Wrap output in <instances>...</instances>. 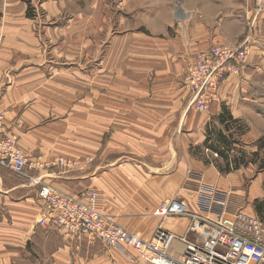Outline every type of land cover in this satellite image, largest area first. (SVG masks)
I'll return each mask as SVG.
<instances>
[{
  "label": "crops",
  "instance_id": "1",
  "mask_svg": "<svg viewBox=\"0 0 264 264\" xmlns=\"http://www.w3.org/2000/svg\"><path fill=\"white\" fill-rule=\"evenodd\" d=\"M156 1L162 5L164 15L157 33L169 38L171 52L183 51L179 54L181 57H192L214 44L233 45L246 37L253 38L249 53L264 49V38L256 37L264 32V13L253 24L250 22L254 0ZM134 9L133 4L131 11ZM32 22L25 1L0 0V111L4 114L0 130L19 140L29 162L48 163L58 156L74 160L90 157L91 141L97 137L92 134V130L97 129L93 124L98 122L102 128L109 114L126 112L129 116L116 119L113 128L116 133L110 143L100 139L99 159L106 162V169H101L91 180L84 179L85 176H65L61 180L64 183L57 186L77 197L83 192L79 185L95 187L98 207L104 214L147 238L159 222L151 215L154 208L176 197L189 211L196 212L197 191L204 185L226 192L227 214L242 210L259 218L264 237L263 166L250 161L245 167L239 165L235 170L220 172L196 154L203 153L206 145V127L212 124L215 129L220 128L217 116L223 108L228 109L233 118L243 117L237 113L236 106L233 107L242 94L232 82L237 74H230L221 82L218 99L202 113L189 106L190 91L176 76L181 62L167 52L169 57H174V63L169 61L163 64L164 68L153 65L151 70L154 69L155 74L133 75L137 87L133 85V90L123 92L122 107H113L107 105V73L98 83L94 82L99 88L97 91L92 90L91 78L80 74L79 69H53L52 60L44 58ZM143 39L155 40L147 36ZM69 47L77 49L75 44ZM149 48L145 49L153 50ZM115 49H120L116 54L122 55L121 45L114 43L112 56ZM119 59L116 55L111 59L115 67L122 64ZM44 60L52 64L50 71ZM105 69L107 72V67ZM115 77L114 82L121 79L118 75ZM88 93H96L94 98L99 99V115L95 119L91 116L92 98L89 99ZM82 94L86 99L83 104L64 106L57 101L61 97L72 99ZM110 98L119 101L118 95ZM252 100V96L243 95V103L251 106ZM175 111H180L177 117ZM248 112L252 120L247 138L254 143L264 134V127L255 121L257 117L264 119V115ZM50 113L54 117L46 120ZM173 119L176 123L172 133L170 121ZM138 130L145 132L147 143L141 142L144 134ZM9 173L0 169V264H139L131 249L108 248L96 238L67 239L53 226L39 225L37 217L43 213L44 202L37 197V189ZM46 177L43 176L44 181L51 182L52 179ZM162 221L163 226L177 236L185 234L189 222L185 216H170ZM177 246H180L178 250ZM182 247L183 243L177 238L171 242L174 255H178Z\"/></svg>",
  "mask_w": 264,
  "mask_h": 264
},
{
  "label": "rangeland",
  "instance_id": "2",
  "mask_svg": "<svg viewBox=\"0 0 264 264\" xmlns=\"http://www.w3.org/2000/svg\"><path fill=\"white\" fill-rule=\"evenodd\" d=\"M23 1H25L27 4V11L29 12V15H31V17L29 18L33 21L32 27L41 43L44 58L48 61L52 60L53 69H79V71L81 72L80 74L86 76L87 78H91L93 82L92 90L97 91L99 90V88L94 85V82L96 81L98 83L100 77L105 76V74L107 73L109 79V92L107 97L109 100L107 105H111L113 107H122L121 104L123 103L124 98L123 92L133 90L132 86L134 85L135 87H137L138 85V83L136 82V78L132 79L133 75L142 76L146 74H155L154 69L151 70L153 65H155L157 68H164L163 64L167 65L169 61L174 63V57H169L167 55V52L174 54V56L178 57L179 61L181 62L180 68L176 75L179 76V80H183V74L185 73L186 67L191 62V56L183 55L181 57L179 54H182L184 52H176V48L179 46V44L175 45L172 48L176 51L171 52L168 49L170 45L169 38H164L163 34L157 33V30L159 29V23H162L164 21V15L162 5L156 0H127L126 4H120V1L122 0ZM133 4L135 6V9L131 11ZM167 21L169 20L167 19ZM170 33L172 35V30H170ZM259 35L261 39L264 38L263 30L256 37H258ZM145 36L154 38V42L145 41L143 39L145 38ZM245 39L247 40L245 44L247 53L245 60L243 61V63H245L242 69H240L242 65L240 66L238 73H236V78L232 80L237 88L236 91L239 92V90H241L242 93L238 101L235 100V102L233 103V107L234 105L236 106L237 113L243 115V117L234 118L240 122L239 124L242 128L230 129L232 138L237 141L230 145L233 150H228V154H230L231 158H242V161H240L241 167H245V165L247 166L250 161H253L259 165H262L264 168V134L261 139L257 141L255 140L254 143L249 141V138H247L248 133L251 129L250 122L252 120V118L250 120V113L248 112V110L264 115V49L261 51L249 53V45L251 42H253V38L250 37L251 40H249L246 37L240 40L238 43L242 42ZM114 43L121 45L122 55H119V53L116 54V51L120 49H115L114 56L111 55ZM72 44L77 45V49H71L69 46ZM146 46H149V49L152 48L153 50L145 49ZM135 48H137L136 51H132ZM115 55L116 57H120L119 61L122 62V64H119L118 67H115L113 65L114 63L111 60L112 58H115ZM46 60H44V65L45 67L49 65L47 71H50L52 67L50 65L52 64H48V61ZM132 60H134L133 64L131 63ZM105 67H107V72ZM75 71L78 72V70ZM45 74L47 75V72H45ZM117 75L120 76L121 79L118 82H114L116 81L115 76ZM113 77L115 79H113ZM96 95V93H88L89 99L92 98V119L97 118L99 115V99L94 98ZM117 95L119 101L110 98V96L114 97ZM243 95H245L246 97H248V95L253 97L254 102H252V108L248 105V103H243ZM173 100L176 99L174 98ZM57 101H59L61 104H64V106H67L70 103L72 105L77 103L83 104L86 99L85 95L82 94L72 99L61 97V99H58ZM110 101L112 103H110ZM226 110L230 113L228 109ZM175 113V117H177L180 111H175L174 114ZM49 115L50 116H48L46 120H50L54 117V115L51 113ZM125 116H129V114L126 112L109 114L107 124L102 125V128L99 127L98 122H95L93 124L97 126V129L92 130V134H97V137H95V139L91 141L93 152L90 157L86 156L80 160H74L73 158L70 159L58 156L59 158L65 159V162L62 163L61 161H58L53 165L42 164L41 171L27 164L22 169L24 173L23 175H11L21 181H25L28 185L37 190L38 186L42 182H45L43 176H47L46 178L52 179L51 182L47 183H50L52 186L58 188L59 190L68 192L70 194L73 193L68 189L57 186L56 184H63L64 182H61V180L63 181L62 178L65 179V176H75L78 178H83L85 176L84 179L91 180L93 177L100 174L101 169L105 170L107 167L106 162H103L99 159L100 154L98 146L100 144V139H103V141L105 140L110 143L111 138L116 133L113 129L117 123L116 119ZM260 118L257 117L255 123L261 124V126L264 127V119ZM3 119L4 114L0 111V124ZM170 122L172 123L173 133V129L176 123L175 119ZM209 125V127H206V132L208 129H215L212 124ZM221 126L222 125L220 124V128ZM262 130L264 133V128H262ZM138 131L141 132V134H144V136L140 138V140H142L141 142L147 143L146 139L148 137L145 132L142 130ZM222 131L223 133H225V130ZM5 134L9 133L2 132L0 130L1 138H4ZM18 141L19 140L16 139L17 145L21 148V150H23ZM1 144L2 143H0V156L5 159L6 163L11 164V159H17L18 155L16 154V152L11 151L10 147ZM209 144L213 146L212 137L209 139ZM215 153L216 152L214 151V149L208 147L207 145H205L203 153L196 152L197 155L204 157L207 162L212 163L215 167L219 166L223 168L225 162L221 158H219L218 155H215ZM59 158L53 160H57ZM0 169L6 173H9V171L5 168L0 167ZM26 176L27 178H25ZM83 185L85 186L83 187ZM79 186L81 188L80 190H83V192L81 191L79 193V196H81V198H86L87 192L90 190L95 192L96 208L103 215H105V217L107 216L109 218V216L104 214L98 207L99 195L95 187H92L88 184H82ZM80 190L76 191L75 193L79 192ZM172 199L181 201L176 197H173L169 200ZM50 202L53 205L59 202V197L56 196V193H53L52 197L50 198ZM155 213L156 208H154V210L151 212V215L157 217L154 215ZM194 213L200 212L197 210ZM43 215L44 211L37 217V222L40 218L43 217ZM161 224L163 226V221H161ZM99 243L102 246H105L100 241ZM177 247L178 250L180 246ZM176 254H180V252Z\"/></svg>",
  "mask_w": 264,
  "mask_h": 264
},
{
  "label": "built area",
  "instance_id": "3",
  "mask_svg": "<svg viewBox=\"0 0 264 264\" xmlns=\"http://www.w3.org/2000/svg\"><path fill=\"white\" fill-rule=\"evenodd\" d=\"M253 3L251 24L264 13V0H254ZM246 41L233 45L214 44L192 56L183 74V82L190 91V107L199 112L208 111L209 105L218 99L221 82L230 74L238 73L246 57ZM0 143L18 155L17 159H11V164L0 156V167L13 175H23L22 169L27 164L40 171L42 164L65 162L62 158L48 163L29 162L15 137L9 134L0 137ZM42 183L36 192L44 202V215L38 224L55 227L67 239L96 238L108 247L131 249L139 264H264L261 220L242 210L227 214V194L224 191L204 185L200 187L196 201L200 213L190 212L182 201L176 199L163 202L156 207L154 214L159 218V224L148 238H144L112 218H106L95 206L94 191H88L87 197L81 198L50 183ZM53 193L59 197V202L54 205L50 202ZM167 216L187 217L185 234L177 236L164 228L161 221ZM175 238L183 243L178 255L171 252V242Z\"/></svg>",
  "mask_w": 264,
  "mask_h": 264
},
{
  "label": "trees",
  "instance_id": "4",
  "mask_svg": "<svg viewBox=\"0 0 264 264\" xmlns=\"http://www.w3.org/2000/svg\"><path fill=\"white\" fill-rule=\"evenodd\" d=\"M28 12V11H27ZM28 16L30 17L28 12ZM217 119L219 123L222 125L220 129H208L207 130V138L205 141V144L214 149V151L217 153L219 158H221L225 164L223 168L217 166V168L220 170V172H227L231 170H235L239 167L240 161H242V158L239 157H232L230 154H228V150L232 151L233 148L230 147L231 144L235 143L237 140H234L232 138V133H230V129H241L240 122L236 119H234L231 114L223 108L221 113L217 116ZM222 130H225V133H223ZM241 133V132H239ZM212 137L213 146L209 144V139ZM231 165V166H230Z\"/></svg>",
  "mask_w": 264,
  "mask_h": 264
},
{
  "label": "bare ground",
  "instance_id": "5",
  "mask_svg": "<svg viewBox=\"0 0 264 264\" xmlns=\"http://www.w3.org/2000/svg\"><path fill=\"white\" fill-rule=\"evenodd\" d=\"M43 184V183H42ZM40 186V185H39ZM44 192H46V189H43Z\"/></svg>",
  "mask_w": 264,
  "mask_h": 264
}]
</instances>
